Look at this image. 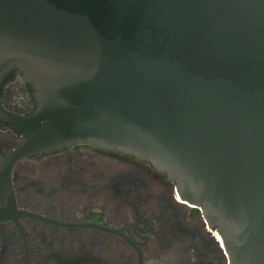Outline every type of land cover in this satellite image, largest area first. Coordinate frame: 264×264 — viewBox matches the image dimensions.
<instances>
[{
  "label": "water",
  "instance_id": "1",
  "mask_svg": "<svg viewBox=\"0 0 264 264\" xmlns=\"http://www.w3.org/2000/svg\"><path fill=\"white\" fill-rule=\"evenodd\" d=\"M32 83L10 160L73 142L146 160L264 264V0H0V82Z\"/></svg>",
  "mask_w": 264,
  "mask_h": 264
},
{
  "label": "flooded vegetation",
  "instance_id": "2",
  "mask_svg": "<svg viewBox=\"0 0 264 264\" xmlns=\"http://www.w3.org/2000/svg\"><path fill=\"white\" fill-rule=\"evenodd\" d=\"M13 68L0 106L25 114ZM22 136L0 120V264H227L215 228L146 160L86 142L10 160Z\"/></svg>",
  "mask_w": 264,
  "mask_h": 264
}]
</instances>
